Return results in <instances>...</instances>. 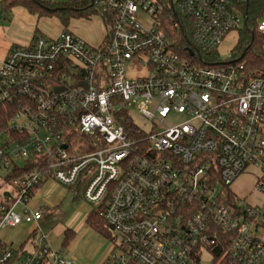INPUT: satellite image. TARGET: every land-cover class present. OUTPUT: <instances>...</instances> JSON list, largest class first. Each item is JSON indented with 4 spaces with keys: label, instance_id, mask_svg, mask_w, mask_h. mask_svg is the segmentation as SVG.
<instances>
[{
    "label": "built area",
    "instance_id": "built-area-1",
    "mask_svg": "<svg viewBox=\"0 0 264 264\" xmlns=\"http://www.w3.org/2000/svg\"><path fill=\"white\" fill-rule=\"evenodd\" d=\"M92 4L111 23L100 44L64 29L1 62L0 230L34 224L38 237L32 249L0 239V264H75L29 206L51 179L104 204L116 236L106 264H264V63L210 56L237 31L264 60V0ZM133 60L151 70L129 77ZM170 114L184 120L158 130ZM76 134L99 149L77 153ZM250 172L259 203L233 189Z\"/></svg>",
    "mask_w": 264,
    "mask_h": 264
},
{
    "label": "rangeland",
    "instance_id": "rangeland-1",
    "mask_svg": "<svg viewBox=\"0 0 264 264\" xmlns=\"http://www.w3.org/2000/svg\"><path fill=\"white\" fill-rule=\"evenodd\" d=\"M45 2H51L55 5H62L69 0H42ZM150 20L149 16H146ZM37 21V18L35 17ZM36 22L34 23V25ZM100 28H103L104 33L106 34L107 30L110 29V25H107L100 14H97L96 11L88 13L81 18H69L68 21L64 22L56 16L45 17L41 26H39L38 33L41 35L54 38L64 29H71L76 31L80 35L99 34ZM38 35V34H37ZM101 35V34H100ZM100 35L98 38H100ZM242 36L237 31L229 32L223 39L222 43L219 45L216 55L219 59L225 60L231 57L232 54L237 50L241 44ZM131 70L133 74H131ZM151 70L150 66H146L136 60H133L131 63H128V76L131 78L138 77L141 74H145ZM129 113L134 119L135 123L146 131L152 129V123L143 117L138 110L133 106L129 108ZM184 120L182 114H170L162 121H157V129L162 131L167 126H173ZM72 147L76 150L77 153H89L94 152L97 149V145L93 141L88 140L82 134H76L72 139H70ZM254 172L250 174H243L238 180L234 183L233 189L240 196L246 197V199L251 203H259L262 200V195L257 194L254 191L253 181ZM61 185V184H60ZM63 187L60 200L58 205L52 207L50 215L48 216V226L44 231L48 233L55 228V234L57 237L54 242V247L58 250H62L65 257L70 258L74 261L75 264H103L101 262L102 255L109 249V252L114 247V239L106 238L104 235L96 231L87 223V218L91 213L93 207L88 204L84 197L81 188V183L75 185L72 189L67 186ZM65 190V191H64ZM3 192V191H2ZM0 191V201L4 199L3 193ZM264 192V191H263ZM12 197L17 195L15 190L10 191ZM245 194V195H244ZM244 195V196H243ZM39 196V197H38ZM36 198L30 199L29 206L35 208L40 202V195ZM23 225H32V224H23ZM263 228V227H262ZM259 230V234L264 236V229ZM21 227L13 229H2L1 232H7L8 235L12 237H19ZM28 231L30 229H27ZM69 230L72 234V238L67 246L65 241V232ZM0 232V233H1ZM112 235H115V231H112ZM129 264H138L136 262H130Z\"/></svg>",
    "mask_w": 264,
    "mask_h": 264
},
{
    "label": "crops",
    "instance_id": "crops-1",
    "mask_svg": "<svg viewBox=\"0 0 264 264\" xmlns=\"http://www.w3.org/2000/svg\"><path fill=\"white\" fill-rule=\"evenodd\" d=\"M1 1L2 0H0V65L3 59L5 58V56L7 55L8 51L13 46L27 45L31 42V40L37 34H39L38 33L39 26L42 25L44 18L47 17V16H39L38 14H33L24 6H15L11 10L6 12L5 10H3ZM35 17L37 18V21L35 20ZM35 22L36 24L34 25ZM99 35H100V38H98ZM80 36L83 37L85 40H87L90 44L97 45V44H100L104 40L105 33L103 31V28L102 29L100 28L98 37H97V34H93L92 36L91 34H88V35L85 34L83 36L82 35ZM253 184H254V181H253ZM61 186L63 185H60L55 180L51 179V180L46 181L34 193L33 198L37 199V196L40 195L41 200L35 208H40L44 212V218L42 220V227L45 230L48 226L47 218L50 215V211L52 210V207L54 206L56 207L58 205V201L60 200L59 197L63 189V187ZM72 188L73 187H71L70 189ZM23 224L25 223H21L17 226L6 228V229H13V228L21 227L20 233L18 234L20 235L19 237L14 238L8 235L7 232L2 233L0 230L1 232L0 239L6 243L12 244L13 246H24L27 249H32L34 246V242L38 237V233L37 232L33 233L35 229L34 224L29 225V226L23 225ZM27 229H30V230L28 231ZM55 233H56L55 228L47 233L48 238L52 241L53 246H54V242L56 241V239L54 238L57 237ZM111 251L109 252V249H108L102 255L101 262H103V264H106V261Z\"/></svg>",
    "mask_w": 264,
    "mask_h": 264
},
{
    "label": "trees",
    "instance_id": "trees-1",
    "mask_svg": "<svg viewBox=\"0 0 264 264\" xmlns=\"http://www.w3.org/2000/svg\"><path fill=\"white\" fill-rule=\"evenodd\" d=\"M1 4L3 10H5L6 12L11 10L15 6H24L31 13L38 14L39 16L59 17L64 22V24L68 21L69 18H81L87 15L88 13L96 11L97 14H100L103 17L107 25H111L106 15L101 14L99 10L94 7V5L92 4V0H69L60 6L42 0H2ZM107 31V35H109L110 29H108ZM215 53H210L211 58L218 57ZM237 54L239 56L248 58L249 61L254 65H260L262 62L264 63L262 51L259 45L256 44V39L245 32H243L242 34L241 44L237 48ZM127 119L130 118L128 117ZM126 124L130 126V123ZM29 167L31 168L32 165H30ZM103 209L104 204L102 206L94 207L87 218V223L89 222L90 225H92V227L96 229V231L104 235L106 238L116 239V236L112 235V229L107 224L105 218L100 215V212ZM71 236L72 234L69 230H67L65 232L66 244H64V246L68 245L67 243H69L71 238L73 237Z\"/></svg>",
    "mask_w": 264,
    "mask_h": 264
},
{
    "label": "water",
    "instance_id": "water-1",
    "mask_svg": "<svg viewBox=\"0 0 264 264\" xmlns=\"http://www.w3.org/2000/svg\"><path fill=\"white\" fill-rule=\"evenodd\" d=\"M63 147L65 148V147H66V145H63Z\"/></svg>",
    "mask_w": 264,
    "mask_h": 264
}]
</instances>
